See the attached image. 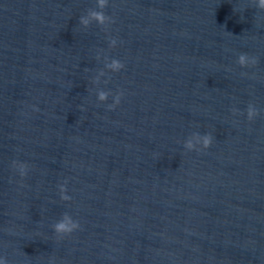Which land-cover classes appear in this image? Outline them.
<instances>
[{
  "label": "water",
  "instance_id": "95a60500",
  "mask_svg": "<svg viewBox=\"0 0 264 264\" xmlns=\"http://www.w3.org/2000/svg\"><path fill=\"white\" fill-rule=\"evenodd\" d=\"M133 1L198 133L213 136L206 153L252 260L264 264V10L251 0ZM241 53L258 63L241 68ZM249 103L260 110L253 121Z\"/></svg>",
  "mask_w": 264,
  "mask_h": 264
},
{
  "label": "clouds",
  "instance_id": "9594fccd",
  "mask_svg": "<svg viewBox=\"0 0 264 264\" xmlns=\"http://www.w3.org/2000/svg\"><path fill=\"white\" fill-rule=\"evenodd\" d=\"M109 0H96V8L89 9L86 14L82 15L79 18V23L85 29H87L93 22L107 31V26L114 23V20L111 16L106 15L104 9L108 7ZM258 9L264 10V0H251ZM117 46L116 38H109V48H115ZM100 58L98 53L97 59ZM105 60V69L116 73L124 68V63L119 59H109L107 56L104 57ZM258 63L256 57H250L247 53H241L237 58V64L241 68H246L250 66H255ZM245 74L246 73H242ZM105 75V70H100L99 74L94 78V83L99 84L100 78ZM107 83V81H105ZM110 91L99 90L97 93V99L100 102H105L108 100ZM123 92H118L115 95L114 102L108 105L109 109H113L120 103ZM38 110V109H36ZM237 109H233V114L237 113ZM247 119L249 121L255 120L257 116L260 115V110L252 103H249L246 109ZM213 143V136L211 133L203 134L193 133L185 142L184 148L188 151H204L211 147ZM13 167L16 168L19 172L21 178L27 175L28 165L23 162L13 161ZM60 198L63 201H69L71 197L67 195L66 183L59 186ZM54 232L59 238L70 235L73 231L80 227L77 221H74L68 213H64L62 218L52 225ZM0 264H8L6 257H0Z\"/></svg>",
  "mask_w": 264,
  "mask_h": 264
}]
</instances>
